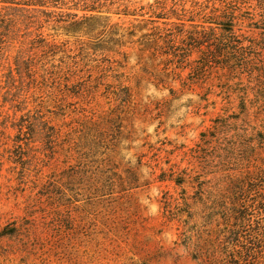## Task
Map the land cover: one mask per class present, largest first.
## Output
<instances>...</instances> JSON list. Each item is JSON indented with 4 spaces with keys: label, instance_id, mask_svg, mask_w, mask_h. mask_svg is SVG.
Wrapping results in <instances>:
<instances>
[{
    "label": "rangeland",
    "instance_id": "obj_1",
    "mask_svg": "<svg viewBox=\"0 0 264 264\" xmlns=\"http://www.w3.org/2000/svg\"><path fill=\"white\" fill-rule=\"evenodd\" d=\"M33 5L0 0V264H264V0Z\"/></svg>",
    "mask_w": 264,
    "mask_h": 264
},
{
    "label": "trees",
    "instance_id": "obj_2",
    "mask_svg": "<svg viewBox=\"0 0 264 264\" xmlns=\"http://www.w3.org/2000/svg\"><path fill=\"white\" fill-rule=\"evenodd\" d=\"M31 1L34 3L33 6L46 7V8H48V7L58 8L57 6H59L60 4L66 2V1L78 2V3H83L85 5V11L99 13L100 11H98V10L101 7H105V6L106 7H108V6H111L112 7V6L116 5V2L117 1H118V4H119L121 1H124V0H31ZM102 1H104L105 3H103ZM26 5L27 6H30L29 4H26ZM85 19L86 20H95L96 19V16L91 15L89 17H85ZM77 23L78 22H73L72 25H75ZM52 47L54 48L55 45H53ZM94 124H96V123H94ZM67 126H69V125H67ZM94 126H96V125H94ZM79 127L82 128L81 129V131H82L84 126L81 124V125H79ZM69 133H70V135H69ZM71 133L72 134H76L77 131H75V133H74L73 131L71 132V130H70L65 136L69 135V138H71L72 137ZM80 139H81V137L78 138V142L79 143H81V140ZM262 234H263L262 236H264V233H262ZM231 235L233 236V239H238L239 240V238H240L239 231H236L235 230V232L234 233H231ZM234 253H235V251L234 252H229L228 255H227V257L228 256L231 257L232 255H234ZM249 257H251L250 254H248L247 256H244V255L240 254V256L238 257V259L235 256L232 259L236 260L234 262H238L239 263L240 262L239 258H241V259H243L245 261Z\"/></svg>",
    "mask_w": 264,
    "mask_h": 264
}]
</instances>
